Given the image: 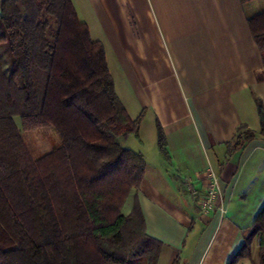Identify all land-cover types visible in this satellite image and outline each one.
I'll return each mask as SVG.
<instances>
[{
    "label": "crops",
    "instance_id": "1",
    "mask_svg": "<svg viewBox=\"0 0 264 264\" xmlns=\"http://www.w3.org/2000/svg\"><path fill=\"white\" fill-rule=\"evenodd\" d=\"M72 1L128 113L143 115L139 136L123 141L144 155L145 176L122 212L138 200L164 243L157 264H229L264 205V56L249 24L264 0ZM210 167L225 215H202L184 184L204 192Z\"/></svg>",
    "mask_w": 264,
    "mask_h": 264
},
{
    "label": "trees",
    "instance_id": "2",
    "mask_svg": "<svg viewBox=\"0 0 264 264\" xmlns=\"http://www.w3.org/2000/svg\"><path fill=\"white\" fill-rule=\"evenodd\" d=\"M73 4L0 2V44L9 53L7 66L0 56V264H157L164 243L147 233L138 200L122 212L145 176L144 155L123 141L139 136L143 115L128 113L103 43ZM249 24L264 56V10ZM16 116L24 130L54 126L62 141L33 158ZM157 133L169 157L161 126ZM261 207L229 264L250 259L257 236L264 264Z\"/></svg>",
    "mask_w": 264,
    "mask_h": 264
},
{
    "label": "rangeland",
    "instance_id": "3",
    "mask_svg": "<svg viewBox=\"0 0 264 264\" xmlns=\"http://www.w3.org/2000/svg\"><path fill=\"white\" fill-rule=\"evenodd\" d=\"M15 2H18L19 0H13ZM46 1V0H41ZM1 2V0H0ZM49 17L44 18L45 24L47 29H50V33L47 32L46 35L49 37L48 41L52 38L54 25L53 21L47 19ZM1 22V20H0ZM43 23V24H44ZM0 56L3 60H5V66H7V59H9V53H8V43L0 44ZM16 123L19 126V128L22 131L23 138L25 140V143L27 147L29 148V151L33 158L37 159L41 157L42 155L48 153L51 151L54 147L59 145V143L62 141L61 136L57 132L54 126H45L40 127L32 130H24L22 127V120L20 116L15 117ZM125 210V209H124ZM260 236H257L253 244L250 246L252 248V257L249 259L248 257L243 258L239 260L237 264H261V256H260ZM138 264H147L146 261H142Z\"/></svg>",
    "mask_w": 264,
    "mask_h": 264
},
{
    "label": "built area",
    "instance_id": "4",
    "mask_svg": "<svg viewBox=\"0 0 264 264\" xmlns=\"http://www.w3.org/2000/svg\"><path fill=\"white\" fill-rule=\"evenodd\" d=\"M207 178L208 182L204 185V192H200L192 181L186 180L185 185L189 197L199 207L202 215H208L214 210H218L222 215L227 213L226 204L220 178L217 173L212 170V167L208 168Z\"/></svg>",
    "mask_w": 264,
    "mask_h": 264
}]
</instances>
